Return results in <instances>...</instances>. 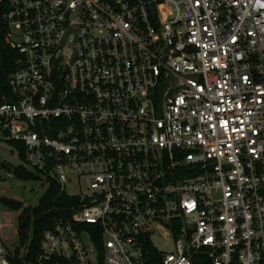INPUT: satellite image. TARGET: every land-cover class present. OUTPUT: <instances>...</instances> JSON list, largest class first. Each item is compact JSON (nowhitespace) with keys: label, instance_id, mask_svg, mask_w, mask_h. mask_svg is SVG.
<instances>
[{"label":"built area","instance_id":"2783aa9c","mask_svg":"<svg viewBox=\"0 0 264 264\" xmlns=\"http://www.w3.org/2000/svg\"><path fill=\"white\" fill-rule=\"evenodd\" d=\"M0 23V151L77 202L0 264H264V0H0Z\"/></svg>","mask_w":264,"mask_h":264},{"label":"trees","instance_id":"16d2710c","mask_svg":"<svg viewBox=\"0 0 264 264\" xmlns=\"http://www.w3.org/2000/svg\"><path fill=\"white\" fill-rule=\"evenodd\" d=\"M7 32V27L0 23V94L2 95L8 94L7 77L14 70L15 62L19 57L6 44ZM12 173L22 181L36 179L22 168ZM1 203L5 208L19 212L17 219L18 249L27 247L30 256L38 252L43 233L50 229L58 218L68 216L71 208L77 205L74 198L61 193L54 184L48 187L34 208L24 207L22 203L10 199H1Z\"/></svg>","mask_w":264,"mask_h":264},{"label":"rangeland","instance_id":"374dc122","mask_svg":"<svg viewBox=\"0 0 264 264\" xmlns=\"http://www.w3.org/2000/svg\"><path fill=\"white\" fill-rule=\"evenodd\" d=\"M2 146V145H0ZM4 150L0 151V161L5 162L12 168L25 169L36 179L29 181L19 180L13 173L8 174L6 170L0 167V237L5 247L10 252L18 249V216L19 212L5 208L1 199L15 200L24 205V207L34 208L38 205L39 200L45 194L49 187L44 179L39 180L32 169L26 167L24 161L18 156L11 145H4ZM77 188L72 187L71 193H76Z\"/></svg>","mask_w":264,"mask_h":264},{"label":"water","instance_id":"95a60500","mask_svg":"<svg viewBox=\"0 0 264 264\" xmlns=\"http://www.w3.org/2000/svg\"><path fill=\"white\" fill-rule=\"evenodd\" d=\"M1 166H2V168H3L4 170H6V172H7L8 174H11V173H12V169H11L9 166H7V165H5V164H1Z\"/></svg>","mask_w":264,"mask_h":264}]
</instances>
